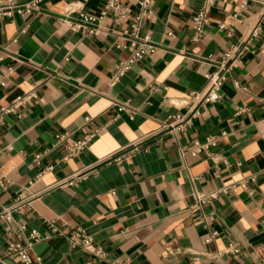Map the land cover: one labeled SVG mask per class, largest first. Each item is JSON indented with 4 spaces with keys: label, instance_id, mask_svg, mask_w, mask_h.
<instances>
[{
    "label": "crops",
    "instance_id": "1",
    "mask_svg": "<svg viewBox=\"0 0 264 264\" xmlns=\"http://www.w3.org/2000/svg\"><path fill=\"white\" fill-rule=\"evenodd\" d=\"M71 2L76 18L99 15L107 0H43L30 13L0 17V106L38 93L21 116L0 123V182L8 180L0 211L24 200L10 232L0 220V260L23 264L8 247L26 245L36 230L30 255L43 264H264V0L244 8L232 0H153L142 32L157 49L115 84L117 65L129 56L116 47L127 24L109 13L104 32L84 34L63 22ZM201 8L209 22L199 36L193 16ZM236 43L246 48L221 100L191 101ZM177 115L189 122L165 127ZM90 133L87 148L65 159L67 147ZM209 135L218 136L216 146L193 156L194 141ZM135 142L139 149L117 160ZM232 184L193 207L197 193ZM77 228L104 257L72 245ZM230 244L240 251L225 253Z\"/></svg>",
    "mask_w": 264,
    "mask_h": 264
},
{
    "label": "built area",
    "instance_id": "2",
    "mask_svg": "<svg viewBox=\"0 0 264 264\" xmlns=\"http://www.w3.org/2000/svg\"><path fill=\"white\" fill-rule=\"evenodd\" d=\"M43 0H31L27 3H20L18 0H7L5 6H0V17L11 16L14 12L21 15L30 13L37 9ZM125 1L135 2L139 5L140 10L138 12H133L126 5ZM233 2H240V7L244 8L248 0H232ZM152 3L153 0H107L104 10L101 11L99 15L87 13L80 11L78 17H71L74 11L71 2L66 7V17L63 19L64 23H67L72 29L81 31L87 35H99L104 32L103 22L109 13H112L113 19L116 22H125L127 25L118 31V37L120 41L116 43V47L120 50H127L129 56L118 63L116 68V73L114 74L112 84L121 78L140 58L152 54L156 51L157 45L152 40L149 34H144L142 32V26L147 18H150L152 14ZM194 29L197 35L203 32L205 25L209 22V16L207 8H201L193 16ZM224 27V24H221ZM253 35L256 34V29L252 32ZM246 46L241 43L231 44L223 53L222 58L216 63V69L208 74V81L206 87L201 91H194L190 95V100L193 102L202 103H213L219 102L221 100L220 88L227 80L229 73L234 65V63L241 57ZM38 93L35 90H30L24 94L17 96L9 104L0 106V123L9 114L20 115L21 108L26 105L29 101L37 100ZM118 105V104H117ZM127 108L126 104H119L118 110L124 111ZM135 114L134 110L130 111V116L133 117ZM189 122L185 120L183 116L177 115L173 121L168 122L165 127L182 129L183 123ZM96 133H90L85 135L79 140L73 141L67 147V153L65 159L74 157L82 153L91 140L95 137ZM65 134L57 136L58 140L65 138ZM218 142V136L209 135L204 141L195 140L190 153L193 156H198L202 152L210 153L211 149L216 146ZM139 149V143L135 142L132 148L129 150L128 154L118 158L121 160L131 155ZM39 157V156H38ZM252 179H255L254 177ZM247 180H245L246 183ZM8 182L7 179H3L0 185L4 186ZM235 184L231 186L221 188L220 190L213 191L208 194L197 193L196 202L193 207L201 206L202 204L210 203L216 199L220 193L227 192L229 187H234ZM24 200L18 198L11 206L4 208L0 211V220L3 219L7 223L6 230L10 232L12 227L10 223L14 219V213L20 212L22 206L24 205ZM29 202H27L28 204ZM53 226V224H51ZM25 226L19 228V233L23 234L25 232ZM213 236L206 239L209 242ZM39 240V234L36 230H31L29 233V241L26 245L21 242L11 243L8 247L9 254H16L23 264H43L40 257L33 259L30 255V250L33 249L35 242ZM70 240L73 246H81L86 250H89L96 256L102 258L105 256V252L100 245H98L93 238L88 235L83 229L77 228L72 231ZM240 247L238 244H230L225 250V253H238ZM92 264V263H89ZM118 264H126V262H121Z\"/></svg>",
    "mask_w": 264,
    "mask_h": 264
},
{
    "label": "water",
    "instance_id": "3",
    "mask_svg": "<svg viewBox=\"0 0 264 264\" xmlns=\"http://www.w3.org/2000/svg\"><path fill=\"white\" fill-rule=\"evenodd\" d=\"M0 264H4V263L0 260Z\"/></svg>",
    "mask_w": 264,
    "mask_h": 264
}]
</instances>
